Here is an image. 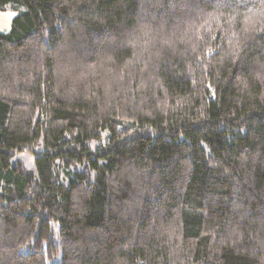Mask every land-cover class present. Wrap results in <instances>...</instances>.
<instances>
[{"label":"trees","instance_id":"16d2710c","mask_svg":"<svg viewBox=\"0 0 264 264\" xmlns=\"http://www.w3.org/2000/svg\"><path fill=\"white\" fill-rule=\"evenodd\" d=\"M5 5L0 264H264V0Z\"/></svg>","mask_w":264,"mask_h":264},{"label":"rangeland","instance_id":"374dc122","mask_svg":"<svg viewBox=\"0 0 264 264\" xmlns=\"http://www.w3.org/2000/svg\"><path fill=\"white\" fill-rule=\"evenodd\" d=\"M25 7L18 6L14 9L10 5H5V9H0V32H6L11 26L12 18L16 14L24 12ZM40 146H35L34 148H23L18 151L15 150L11 154V163L15 164L20 162L24 167H26L31 173L35 174V168L33 166L34 160V150L38 151Z\"/></svg>","mask_w":264,"mask_h":264}]
</instances>
